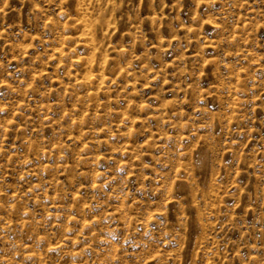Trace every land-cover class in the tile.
<instances>
[{
	"label": "rangeland",
	"instance_id": "374dc122",
	"mask_svg": "<svg viewBox=\"0 0 264 264\" xmlns=\"http://www.w3.org/2000/svg\"><path fill=\"white\" fill-rule=\"evenodd\" d=\"M0 264H264V0H0Z\"/></svg>",
	"mask_w": 264,
	"mask_h": 264
}]
</instances>
